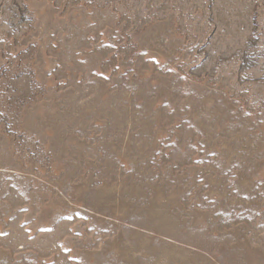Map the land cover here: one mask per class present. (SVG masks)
<instances>
[{"label":"rangeland","instance_id":"1","mask_svg":"<svg viewBox=\"0 0 264 264\" xmlns=\"http://www.w3.org/2000/svg\"><path fill=\"white\" fill-rule=\"evenodd\" d=\"M0 264H264V0H0Z\"/></svg>","mask_w":264,"mask_h":264}]
</instances>
